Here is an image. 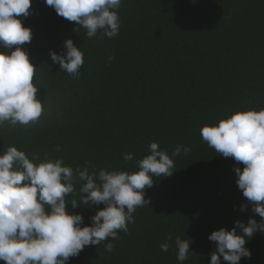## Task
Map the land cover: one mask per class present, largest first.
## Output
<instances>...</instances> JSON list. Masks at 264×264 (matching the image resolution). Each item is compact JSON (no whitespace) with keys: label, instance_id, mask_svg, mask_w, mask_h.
<instances>
[{"label":"trees","instance_id":"trees-1","mask_svg":"<svg viewBox=\"0 0 264 264\" xmlns=\"http://www.w3.org/2000/svg\"><path fill=\"white\" fill-rule=\"evenodd\" d=\"M115 11L119 34L108 38L98 31L88 38L44 0H31L32 14L22 26L32 39L20 47L36 69L32 82L44 110L30 127H0V154L15 146L30 160L38 155L37 164L47 157L90 173H134L157 143L173 159L174 173L153 178L145 190L150 203L137 208L127 233L86 246L66 264H179L177 238L190 240L183 264H210L213 231L261 219L236 184L234 169L244 165L217 154L200 129L237 111L264 109V0H122ZM67 39L84 54L79 78L49 56L63 54ZM178 145L190 153L173 157ZM125 154L133 159L125 161ZM81 186L77 181L75 197L66 198L78 207L66 205V212L91 226L104 205L82 204ZM108 242L115 245L110 253ZM245 247L251 258L239 264H264V234L255 233Z\"/></svg>","mask_w":264,"mask_h":264},{"label":"clouds","instance_id":"clouds-1","mask_svg":"<svg viewBox=\"0 0 264 264\" xmlns=\"http://www.w3.org/2000/svg\"><path fill=\"white\" fill-rule=\"evenodd\" d=\"M56 14L82 26L88 38L100 31L108 38L119 34L120 19L117 9L122 0H44ZM31 0H0V47L11 49L10 54L0 52V127H30L42 116L43 105L37 99L38 89L33 84L35 68L20 47L32 39L31 29L22 26V19L31 15ZM65 52L50 51L53 63L61 70L79 78L84 63L83 52L71 39L64 41ZM112 56L108 57L111 62ZM200 136L209 147L224 158L232 157L244 165L235 168L236 184L251 205V211L261 219L249 218L245 225L234 222L231 230L213 231L208 239L215 242L210 264H239L242 258H251L245 247L257 232L264 234V109L237 111L215 125H205ZM150 154L137 161L138 171H106L90 173L88 167L73 169L64 166L63 159L30 160L24 151L10 146L0 154V261L4 264H66L86 246L101 245L106 238L114 241L118 232H128L134 223L137 208L146 207L145 190L154 184V177H170L174 161L166 151L159 150L155 142L149 145ZM59 151V148H57ZM190 153L191 148L177 146L173 157ZM125 161L133 156L125 154ZM81 203L104 208L91 217V226H81L80 214H68L66 205L78 207L73 198L75 184ZM244 207H241V211ZM239 230L240 234H237ZM112 252V242L104 244ZM179 264L188 258L190 240H175ZM167 252L169 245L162 244Z\"/></svg>","mask_w":264,"mask_h":264}]
</instances>
